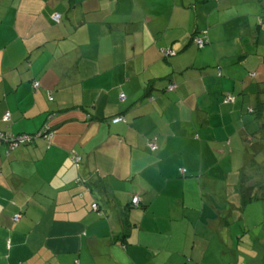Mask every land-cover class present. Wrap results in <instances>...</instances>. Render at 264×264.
Listing matches in <instances>:
<instances>
[{
  "label": "crops",
  "instance_id": "0c3cea01",
  "mask_svg": "<svg viewBox=\"0 0 264 264\" xmlns=\"http://www.w3.org/2000/svg\"><path fill=\"white\" fill-rule=\"evenodd\" d=\"M193 1L0 0V264H264V1Z\"/></svg>",
  "mask_w": 264,
  "mask_h": 264
},
{
  "label": "built area",
  "instance_id": "2783aa9c",
  "mask_svg": "<svg viewBox=\"0 0 264 264\" xmlns=\"http://www.w3.org/2000/svg\"><path fill=\"white\" fill-rule=\"evenodd\" d=\"M53 20L55 23L59 24L62 20V16L61 14H56L54 17H53ZM193 43L195 46H197L198 48H204L206 43H207V39H206V33H204V35L202 34V36H195L193 39ZM175 53L174 51L171 49V48H168L166 50H164V55L165 57H171L173 56ZM33 87L35 89H38L39 88V83L38 82H34L33 83ZM176 88V85L174 83H171L169 86H168V91L169 92H173ZM121 100H125V97L122 96L121 97ZM227 101H231L232 100V97L231 96H228V98L226 99ZM10 117H11V114L8 112L5 114L4 116V121L5 122H9L10 120ZM125 122V119L124 117L120 116V117H116L112 120V123L113 124H119V123H124ZM0 140H5L9 143H11V148L12 149H16L22 145H25V144H28L32 141V137L31 136H28V135H21V136H16L12 139H8L7 140V135L5 134H1L0 133ZM149 148L152 152H155L157 150V146L154 144V143H149ZM73 160L77 163H79L81 161V158L79 157H74ZM181 173L182 174H185L186 171L185 170H181ZM139 203H140V200L138 197H135L133 198L132 200V204L134 207H137L139 206ZM96 207V206H95ZM20 219V216L19 215H15L13 220L14 222H18Z\"/></svg>",
  "mask_w": 264,
  "mask_h": 264
},
{
  "label": "rangeland",
  "instance_id": "374dc122",
  "mask_svg": "<svg viewBox=\"0 0 264 264\" xmlns=\"http://www.w3.org/2000/svg\"><path fill=\"white\" fill-rule=\"evenodd\" d=\"M199 1L202 2L205 0H196V1H193L192 3L198 7ZM212 1L213 0H208V3L212 4ZM230 1H228L227 3L230 4ZM245 1H248V6L246 7V9H244V8H241V10H237L236 8L230 9L228 11H225V12H227V14H224V11L222 10L221 12H219V15L215 16V18L220 19L221 22H223V23L227 22L229 24L226 26L223 25L222 34H219L218 36H224L225 39H227V38L232 39L234 36L240 35L239 27L247 22L249 15L253 14L255 12V10L253 9V5L251 3L252 2L251 0H232V2H231V3H236V2L242 3ZM261 7H259V8L261 9ZM203 14L204 13L201 11V14H199V15L202 17ZM241 14H245L246 16H244L243 18L238 20L237 17ZM259 14L261 16L264 15V10L259 11ZM252 22H254V24L256 23L255 20H253ZM259 38L261 41L263 40V42H264V32H262V35ZM201 49H203V48H198L197 51H200Z\"/></svg>",
  "mask_w": 264,
  "mask_h": 264
},
{
  "label": "trees",
  "instance_id": "16d2710c",
  "mask_svg": "<svg viewBox=\"0 0 264 264\" xmlns=\"http://www.w3.org/2000/svg\"><path fill=\"white\" fill-rule=\"evenodd\" d=\"M204 33H206V41H207V43H208V34H207V31H202L199 35H197V36H202V34L204 35ZM206 43V44H207ZM206 46V45H205ZM197 47V46H196ZM220 74V73H219ZM221 75V74H220ZM36 82V81H35ZM171 83H173V82H170L169 84H168V86L171 84ZM175 84V83H174ZM176 85V84H175ZM39 86H40V84H39ZM168 86H167V89H168ZM176 89V88H175ZM262 93L264 94V89H263V91H262ZM254 111L255 110H253V113H254ZM259 114V116H263V113H261V112H259L258 113ZM120 116H122V117H124L123 115H118V116H115L114 118H116V117H120ZM113 118V119H114ZM112 119V120H113ZM125 119V118H124ZM44 133H46V135L44 134ZM53 134V132H52V130H51V128L50 127H48L47 126V131H43L40 135H41V137L43 138V137H45V136H49V135H52ZM0 142H5L4 140H0ZM8 144H9V148H10V150L9 151H13V150H15V149H12L11 148V143H9V142H7ZM23 146V145H22ZM21 147V146H20ZM19 148V147H18ZM17 149V148H16ZM6 154H7V152H6ZM8 155V154H7Z\"/></svg>",
  "mask_w": 264,
  "mask_h": 264
},
{
  "label": "bare ground",
  "instance_id": "6f19581e",
  "mask_svg": "<svg viewBox=\"0 0 264 264\" xmlns=\"http://www.w3.org/2000/svg\"><path fill=\"white\" fill-rule=\"evenodd\" d=\"M52 120V119H51ZM49 125V124H48ZM37 135V134H36ZM35 137V136H34ZM38 137V136H37ZM82 158V157H81Z\"/></svg>",
  "mask_w": 264,
  "mask_h": 264
}]
</instances>
